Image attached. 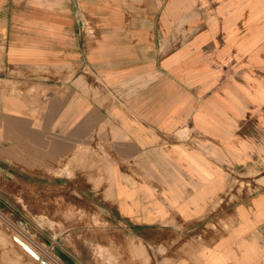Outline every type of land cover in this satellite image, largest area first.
Returning a JSON list of instances; mask_svg holds the SVG:
<instances>
[{"label": "crops", "instance_id": "obj_1", "mask_svg": "<svg viewBox=\"0 0 264 264\" xmlns=\"http://www.w3.org/2000/svg\"><path fill=\"white\" fill-rule=\"evenodd\" d=\"M0 139L40 217L107 164L94 203L174 264H264V0H0Z\"/></svg>", "mask_w": 264, "mask_h": 264}, {"label": "rangeland", "instance_id": "obj_2", "mask_svg": "<svg viewBox=\"0 0 264 264\" xmlns=\"http://www.w3.org/2000/svg\"><path fill=\"white\" fill-rule=\"evenodd\" d=\"M8 87L14 90L15 86L9 84ZM2 144L9 151L10 140L0 139V147ZM86 150L98 151L92 146ZM102 153V158L107 161V151L103 149ZM84 159L85 156L82 161L75 157L62 159L54 163L57 168L52 166L51 174L65 173L58 167L68 164L74 168L76 161L82 165ZM109 167L105 164L104 170L96 174L67 172L72 177L68 180L86 176L88 183L93 182L95 188L80 189L79 193L86 197L82 207L74 208L68 204L66 211L55 208V217L49 219L38 215L40 206L28 203L26 188L22 189L23 196L17 197L20 184L34 178L39 180L40 175L20 170L0 155V260L19 264H45L41 259L49 264H174L173 257L178 254L175 245L168 242L164 246L156 244L154 239H146L136 229L110 219L107 204L94 203L96 190L97 194H103L101 185L104 183L105 194L108 193L107 185L111 183ZM25 245L35 250L40 258Z\"/></svg>", "mask_w": 264, "mask_h": 264}, {"label": "water", "instance_id": "obj_3", "mask_svg": "<svg viewBox=\"0 0 264 264\" xmlns=\"http://www.w3.org/2000/svg\"><path fill=\"white\" fill-rule=\"evenodd\" d=\"M25 248L30 251L35 257L40 258V255L35 250L31 249L27 245H25ZM41 261L45 264H49L45 259H41Z\"/></svg>", "mask_w": 264, "mask_h": 264}]
</instances>
